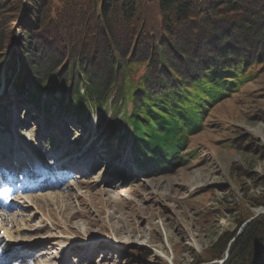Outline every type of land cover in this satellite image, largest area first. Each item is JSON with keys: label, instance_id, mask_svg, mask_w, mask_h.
Wrapping results in <instances>:
<instances>
[{"label": "trees", "instance_id": "obj_1", "mask_svg": "<svg viewBox=\"0 0 264 264\" xmlns=\"http://www.w3.org/2000/svg\"><path fill=\"white\" fill-rule=\"evenodd\" d=\"M258 66L264 0H0V85L3 76V95L13 90L3 107L27 105L49 125L70 116L82 132L96 113L108 151L129 145L140 173L172 172L195 154L184 149L204 109ZM253 205L264 208V192ZM254 215L230 244L235 232L222 233L205 264H264V213Z\"/></svg>", "mask_w": 264, "mask_h": 264}, {"label": "rangeland", "instance_id": "obj_2", "mask_svg": "<svg viewBox=\"0 0 264 264\" xmlns=\"http://www.w3.org/2000/svg\"><path fill=\"white\" fill-rule=\"evenodd\" d=\"M250 72L237 93L204 109L203 129L184 149L196 153L157 176L139 173L128 148L117 144L112 158L100 150L110 129L106 121L95 128L96 114L83 132L68 116L49 126L41 116L30 119L35 111L27 105L3 107L13 90L3 95L1 85L0 165L20 161L15 168L25 169L30 160L38 170H63L51 172L54 183L20 170L11 183L0 179L8 202H0V261L5 255L6 264L17 257L11 264H205L221 234L235 232L230 244L261 208L253 203L264 192V66Z\"/></svg>", "mask_w": 264, "mask_h": 264}, {"label": "water", "instance_id": "obj_3", "mask_svg": "<svg viewBox=\"0 0 264 264\" xmlns=\"http://www.w3.org/2000/svg\"><path fill=\"white\" fill-rule=\"evenodd\" d=\"M260 213H264V208H263V207L258 208V209L256 210L254 217L257 216V215L260 214ZM252 218H253V217H252ZM223 261H224V260H222V262H223ZM222 262H221V263H222ZM221 263H220V264H221Z\"/></svg>", "mask_w": 264, "mask_h": 264}, {"label": "bare ground", "instance_id": "obj_4", "mask_svg": "<svg viewBox=\"0 0 264 264\" xmlns=\"http://www.w3.org/2000/svg\"><path fill=\"white\" fill-rule=\"evenodd\" d=\"M33 164H34V163H33ZM32 166H33V165H32ZM34 168H35V166H34ZM1 195H2V194H0V197H1ZM2 197H3V196H2ZM1 199H2V198H1ZM5 235H6V234H5ZM195 246L199 248V245H197L196 243H195ZM15 253H16V252H15Z\"/></svg>", "mask_w": 264, "mask_h": 264}]
</instances>
